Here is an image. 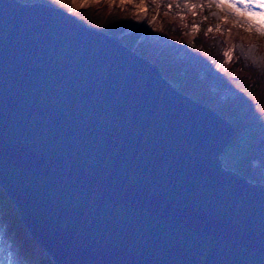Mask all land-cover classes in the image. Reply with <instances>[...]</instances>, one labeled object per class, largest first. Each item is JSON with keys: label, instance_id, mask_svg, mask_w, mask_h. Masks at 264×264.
Segmentation results:
<instances>
[{"label": "water", "instance_id": "1", "mask_svg": "<svg viewBox=\"0 0 264 264\" xmlns=\"http://www.w3.org/2000/svg\"><path fill=\"white\" fill-rule=\"evenodd\" d=\"M234 138L117 36L0 0V187L53 264H264Z\"/></svg>", "mask_w": 264, "mask_h": 264}, {"label": "trees", "instance_id": "2", "mask_svg": "<svg viewBox=\"0 0 264 264\" xmlns=\"http://www.w3.org/2000/svg\"><path fill=\"white\" fill-rule=\"evenodd\" d=\"M78 17L85 25L113 36L122 31L123 18L114 7H86L78 11ZM207 22L200 21L202 30L196 32L192 38V62L186 55L178 58L170 55L157 66L163 77L177 83V89L213 108L232 124L235 138L221 155L223 166L254 183L264 185V64L258 67L241 64L239 67L247 73V76L242 77L222 75L213 70L208 63L222 62L224 43L219 37L207 34ZM168 27L178 34L182 33L175 24H168ZM139 31H131L125 34L123 39L128 47L135 44L133 50L144 54L147 43H134ZM235 67L238 66H231ZM199 75L218 80L221 85L233 88L236 91L234 96L218 102ZM0 231V264L9 262L5 259L6 252L12 254L11 264H53L44 250L28 235L16 208L1 187Z\"/></svg>", "mask_w": 264, "mask_h": 264}, {"label": "rangeland", "instance_id": "3", "mask_svg": "<svg viewBox=\"0 0 264 264\" xmlns=\"http://www.w3.org/2000/svg\"><path fill=\"white\" fill-rule=\"evenodd\" d=\"M18 1L45 3L67 12L70 9L67 4H62L59 0ZM257 2L264 3V0H257ZM246 3H252V0H131V4L112 0H95L88 3L86 7L108 6L118 9L123 18V26L122 31L115 36L128 47L123 39L124 35L140 30L134 43L145 42L147 48L144 54L133 51L155 65H159L164 59L167 60L170 55H173L174 58L186 55L192 62L194 59L190 51L192 38L196 32L202 30L200 21H208L205 24L207 34L211 37H219L224 43L222 62L209 61L208 64L219 74L242 77L247 76V73L240 68L241 64L254 67L264 64V15L254 14L264 11V9L246 8ZM139 6H141L140 12L134 17L137 23L129 29H125L128 19L133 17ZM86 7L73 11L72 15L79 19L78 11ZM141 16L143 17L142 23H140ZM168 24H175L182 33L178 34L175 30L169 29ZM155 26H157V32L162 36L160 41L145 34ZM232 27H235V30L228 47L225 38L231 32ZM134 46L135 44H132L128 48L133 49ZM235 64L238 67L231 68ZM199 78L208 86L212 97L218 102L234 96L236 92L233 88L221 85L218 80L207 79L202 75H199ZM172 84L177 86V83ZM1 235L0 231V237ZM6 253V262L9 261L7 264H11L10 257L12 256L10 255L12 254Z\"/></svg>", "mask_w": 264, "mask_h": 264}, {"label": "bare ground", "instance_id": "4", "mask_svg": "<svg viewBox=\"0 0 264 264\" xmlns=\"http://www.w3.org/2000/svg\"><path fill=\"white\" fill-rule=\"evenodd\" d=\"M62 4H67L69 6V10L68 13L70 15H72L73 11H77L79 8H82L81 5L82 4H88L91 1H95V0H59ZM112 1H118V2H122V3H127V4H131V0H112ZM141 6H139L136 11L133 14V17H131L130 19H128V22L125 25V29H129L133 24H136L137 21L134 19L135 16L138 15V13L140 12ZM152 22V21H150ZM157 26H155L154 28H150L147 32H145V34L150 37V38H154L158 41H160L162 39L161 34H159L157 32ZM235 30V27L231 28V32L227 35V37L225 38V42L227 43L228 47L231 44V39L233 36V32Z\"/></svg>", "mask_w": 264, "mask_h": 264}, {"label": "snow or ice", "instance_id": "5", "mask_svg": "<svg viewBox=\"0 0 264 264\" xmlns=\"http://www.w3.org/2000/svg\"><path fill=\"white\" fill-rule=\"evenodd\" d=\"M88 5L86 4H82L81 7H86ZM245 7L246 8H255V9H264V3H261V2H257V0H252V3L248 4L246 3L245 4ZM254 14H259V15H264V11H260L258 13H254Z\"/></svg>", "mask_w": 264, "mask_h": 264}, {"label": "built area", "instance_id": "6", "mask_svg": "<svg viewBox=\"0 0 264 264\" xmlns=\"http://www.w3.org/2000/svg\"><path fill=\"white\" fill-rule=\"evenodd\" d=\"M233 97V96H232ZM232 97H230V98H232ZM224 100V99H223Z\"/></svg>", "mask_w": 264, "mask_h": 264}]
</instances>
